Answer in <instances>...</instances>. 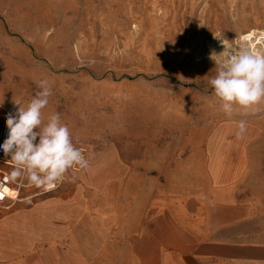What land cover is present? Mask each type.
Returning <instances> with one entry per match:
<instances>
[{
    "label": "rangeland",
    "instance_id": "obj_1",
    "mask_svg": "<svg viewBox=\"0 0 264 264\" xmlns=\"http://www.w3.org/2000/svg\"><path fill=\"white\" fill-rule=\"evenodd\" d=\"M253 30L264 32V0H0V94L10 113L14 100L26 107L47 80L43 120L58 113L89 163L118 159L108 179L96 174L92 205L100 209L101 188L108 189L109 208L130 235L118 239L115 220L73 219L57 226L61 249L93 255L95 264L121 251L132 264L139 249L142 264L151 248L159 264L167 247L228 223L230 200L214 191H232L239 202L259 189L261 177L215 188L206 171V141L224 112L208 84L217 72L210 56L223 51L220 40L246 46L237 37ZM249 155L261 170L264 145ZM64 185L75 186L62 182L57 191ZM255 215L260 222L263 211Z\"/></svg>",
    "mask_w": 264,
    "mask_h": 264
},
{
    "label": "crops",
    "instance_id": "obj_2",
    "mask_svg": "<svg viewBox=\"0 0 264 264\" xmlns=\"http://www.w3.org/2000/svg\"><path fill=\"white\" fill-rule=\"evenodd\" d=\"M248 109L252 111L250 116L246 115L243 119L247 122V132L243 138L236 136L240 118L235 120L232 115L223 112L213 126L206 141V171L215 188L226 183L227 179L232 183L242 177H261L263 181H258L260 185H256L259 189L239 202L234 201L232 191H214V198L230 200L226 215L228 223L208 227L206 235L184 242L181 247H167L161 251L159 264H264V166L256 170L254 158L249 155L253 154L255 147L264 145V119L262 123L259 119L260 116L264 118V101ZM10 110L5 96L0 94V131ZM236 110V114H243L247 109L239 107ZM247 145H252V148H247ZM113 161L118 162L114 155H105L98 161L93 159L87 170H69L66 174L64 182H71L75 186L64 185L57 191L60 185L53 193L29 205L15 204L9 209L0 207V264H95L93 255H77L61 249L62 237L56 233L57 226L73 219L85 217L91 220L98 217L104 226L115 220L118 239L128 237L130 233L126 232L130 231V226L124 222L121 214L109 208L108 189L101 188L100 209L92 205L97 198V187L93 185L96 174L101 171L108 179L110 162ZM91 167H95V170ZM37 188L27 189L24 193L35 192ZM86 189L89 191L86 192ZM257 210L263 211L260 222H257L256 215L252 217ZM144 236L148 241L155 240L151 233H143ZM140 238L134 235V240L139 241ZM148 255V260L142 264H156L151 248ZM139 257V249L133 251L132 264H140ZM99 258L100 264L126 263L123 251L116 255L104 253Z\"/></svg>",
    "mask_w": 264,
    "mask_h": 264
},
{
    "label": "clouds",
    "instance_id": "obj_3",
    "mask_svg": "<svg viewBox=\"0 0 264 264\" xmlns=\"http://www.w3.org/2000/svg\"><path fill=\"white\" fill-rule=\"evenodd\" d=\"M221 42L223 51H213L210 56L217 72L208 84L224 113L231 116L235 107L247 109L264 101V51ZM39 87L41 90L26 107L14 100L18 108L6 117L8 133L0 151L10 157L14 175L26 176L32 185L51 190L63 182L69 170H87L89 161L83 149L74 144L58 113L49 115L47 122L43 120L42 110L49 103L52 89L47 80L39 81ZM237 128V138H243L247 122L240 120Z\"/></svg>",
    "mask_w": 264,
    "mask_h": 264
},
{
    "label": "built area",
    "instance_id": "obj_4",
    "mask_svg": "<svg viewBox=\"0 0 264 264\" xmlns=\"http://www.w3.org/2000/svg\"><path fill=\"white\" fill-rule=\"evenodd\" d=\"M7 115L8 114L5 115L3 127L0 131V144H2L3 141L6 139L8 133V129L6 127ZM76 146L83 149L84 155L86 157V149L81 145ZM78 170L79 168L71 169V171ZM14 171L15 166L10 161V157H6L3 151H0V207L9 209L15 204L29 205L33 203L36 199L53 193L62 184V182L59 183L56 188L51 190H46L44 188L38 187L35 192L24 193L27 189H31L36 186L32 185L28 181L26 176L14 175Z\"/></svg>",
    "mask_w": 264,
    "mask_h": 264
},
{
    "label": "bare ground",
    "instance_id": "obj_5",
    "mask_svg": "<svg viewBox=\"0 0 264 264\" xmlns=\"http://www.w3.org/2000/svg\"><path fill=\"white\" fill-rule=\"evenodd\" d=\"M246 32L247 33L241 32V34L238 35L237 40L239 41V44L240 45L245 44L246 46L248 45V48H250L254 51L255 50L264 51V32L254 31V30L253 31H246ZM221 41H223V40L218 41V47L223 50V44ZM42 118H44V117H42Z\"/></svg>",
    "mask_w": 264,
    "mask_h": 264
}]
</instances>
